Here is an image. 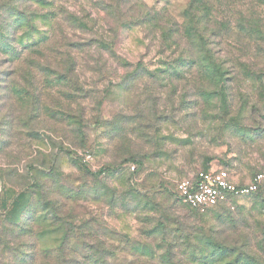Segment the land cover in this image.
Returning <instances> with one entry per match:
<instances>
[{
    "label": "rangeland",
    "instance_id": "1",
    "mask_svg": "<svg viewBox=\"0 0 264 264\" xmlns=\"http://www.w3.org/2000/svg\"><path fill=\"white\" fill-rule=\"evenodd\" d=\"M218 168L264 172V0H0V264H264V182L173 193Z\"/></svg>",
    "mask_w": 264,
    "mask_h": 264
},
{
    "label": "built area",
    "instance_id": "2",
    "mask_svg": "<svg viewBox=\"0 0 264 264\" xmlns=\"http://www.w3.org/2000/svg\"><path fill=\"white\" fill-rule=\"evenodd\" d=\"M263 182L264 172L256 173L247 183H239L227 169L218 168L177 180L173 193L190 207L205 210L229 199L253 193Z\"/></svg>",
    "mask_w": 264,
    "mask_h": 264
},
{
    "label": "trees",
    "instance_id": "3",
    "mask_svg": "<svg viewBox=\"0 0 264 264\" xmlns=\"http://www.w3.org/2000/svg\"><path fill=\"white\" fill-rule=\"evenodd\" d=\"M31 44L35 46L37 43L35 42V40H32ZM105 170H106V168H101V169H99L98 171L93 172V174L98 175V174L103 173ZM239 183H242V182H239ZM174 195H175V194H174ZM175 196H176V195H175ZM176 197H177V196H176ZM177 198H178V197H177ZM178 199H179V198H178ZM184 203H185V202H184ZM188 206H189V205H188Z\"/></svg>",
    "mask_w": 264,
    "mask_h": 264
}]
</instances>
